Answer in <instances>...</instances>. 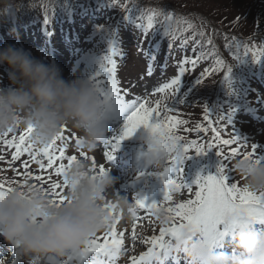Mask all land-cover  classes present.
I'll use <instances>...</instances> for the list:
<instances>
[{"label":"clouds","instance_id":"obj_1","mask_svg":"<svg viewBox=\"0 0 264 264\" xmlns=\"http://www.w3.org/2000/svg\"><path fill=\"white\" fill-rule=\"evenodd\" d=\"M163 0L156 7L163 11ZM25 3L29 10H37L36 0H0V22L15 16ZM47 7V0H40ZM17 34L16 29L11 30ZM0 66H6L9 83L0 82V134L9 129H24L31 125V139L37 146H45L57 138L64 127H71L79 137V147L95 151L102 146L109 133V106L98 94L89 75H74L66 79L55 62L34 57L29 50L14 45L0 47ZM145 145L141 154L143 166L156 173L168 161L182 157L181 147L168 134L154 135L146 129L139 137ZM243 185L254 192H264V162L255 157L237 158L234 162ZM91 170L86 159H77L66 173L67 200L53 202L50 189L20 188L0 196V237L9 245L18 246L24 255L62 258L68 252L81 249L95 234L106 231L119 219L132 223L136 214L134 199L117 195V178ZM136 196H144L142 192ZM173 198L179 197L172 189ZM111 197L114 213L106 208ZM159 224L168 225L170 215L163 208L154 212ZM224 251L219 242L209 246L202 236L188 228L180 229L165 239L163 246L149 258L156 264H166L169 257L182 256L187 264H264V224H258L243 212L236 214ZM114 257L123 253L113 250ZM119 260L117 264H119Z\"/></svg>","mask_w":264,"mask_h":264},{"label":"snow or ice","instance_id":"obj_2","mask_svg":"<svg viewBox=\"0 0 264 264\" xmlns=\"http://www.w3.org/2000/svg\"><path fill=\"white\" fill-rule=\"evenodd\" d=\"M112 6H117L121 9L122 15L118 27H112L108 31L107 38V52L101 57L96 69L89 75V79L96 87L98 94L104 99L109 106L110 111H122L124 115L122 125L115 130L112 136L107 138L104 142L103 156L107 162L115 158L121 143L132 137L141 127L151 130L154 135L167 133L169 138L176 141L181 147L183 156L171 158L167 166L157 174L160 176L165 185L163 199L159 202H149L146 196H136L133 199L136 209H140L141 213L135 214L131 226V239L135 244L138 240L136 229L139 222L155 217L154 212L163 208L170 215V223L168 225L160 224L159 235H153L144 243L150 244L147 251L137 256L130 258V264H146L151 254L163 246V242L169 235H174L180 229L188 228L199 233L204 242L209 246L217 244L220 240L226 237L234 224V217L236 214L243 212L249 219L258 223L264 224V192H254L248 189L243 183L235 179V168L230 166L229 162L237 156L242 158L255 157L257 162H264V153L261 152L260 146L251 144V151L241 152V148L249 147L238 136L232 135L228 139L222 138V131L213 126L211 119V112L209 107L204 106V120L207 122V127L197 125L195 131L199 136L204 133L211 132L213 135L211 139H204L201 142L199 139L187 141L185 137L177 134L183 125L188 123L187 120L178 118V116L169 115L175 111V105L184 104L187 102L191 89L181 92L183 83L181 77L184 75L186 69L185 64L191 63L195 67L198 60L204 58V53L201 52L195 59L185 57L181 61L180 75L172 79L169 83H165L160 87L155 88L152 93H166L167 90L171 92L172 99L169 103H161L156 101L151 106L145 99L137 97L132 100L126 99L127 92L120 87V81L117 79V62L114 57H123L124 53L119 48L120 37L118 35L120 27H134L140 30L145 36L151 31L155 36L161 35L163 38L169 39V53L172 49V42L178 38L177 33H183L186 30H192V35L181 40L182 47H186L189 41L194 45L203 48V38L205 32L194 25L187 19H180L174 16V13L167 9V6L162 3L163 11L155 7H144L137 3V0H126L125 3H120L119 0H109ZM47 22V19H45ZM182 25H187L184 29ZM201 38V39H198ZM233 45L237 50L241 47L244 49V57L251 52L254 62H259V57H264V48L250 49L248 45H243L237 42L236 38H232ZM207 44L212 45L213 40L209 36ZM233 45H228L231 50ZM149 58V71L152 74V62L156 60L154 53H146ZM236 59L242 62L239 51H237ZM216 67L211 71H220L226 69L224 80L228 82L229 87L231 81L228 76L232 71L230 66L224 64L221 59L215 61ZM211 71L205 69L200 76L194 79L195 85H201L204 78L211 74ZM167 97H165L166 99ZM220 121L231 123V110L227 116L218 114ZM33 127L29 125L24 128L18 135L10 134L14 131L9 129L7 132L0 134V144L6 149H11V159L7 163L20 162L23 171L12 168L18 177L22 179L9 181L0 179V196L13 189V185L20 188L31 187L50 189V194L53 197V202L56 204H63L68 198L66 190L68 183L66 173L71 167L72 163L78 158L76 155H67L68 140H73L79 147L80 141L76 133H69L67 127L61 130L60 135L51 143L45 146H37L32 142L31 134ZM185 132L192 131V129L184 128ZM67 133V135H66ZM59 142V144H58ZM221 146H231L227 153L224 152ZM190 150H194L196 154H206L209 150H215L217 156L220 158V164L217 168L216 174L198 175L191 183L184 180L183 169H176L177 161H182L186 157H190ZM27 155L28 159H23ZM79 155L85 159L91 160V170L100 175H105L108 169L104 164L97 165L95 158L88 157L83 151H79ZM0 161H5V156L0 154ZM66 162V163H65ZM38 166V169L43 174H33L32 167ZM98 168V171H97ZM175 171V176L169 174ZM62 177L63 182L53 179V176ZM29 180H34L37 183H29ZM47 185V187H45ZM195 186V190L193 188ZM172 189L177 193L187 190L193 198L185 199L181 202H174ZM119 195V194H117ZM107 200L106 208L111 209L110 214L114 213L113 201L104 197ZM157 221V218L155 217ZM119 219L115 220L112 225L102 234H95L90 239L84 242L81 249L75 252H68L65 254V259H58L51 256H44L42 259L46 264H117L121 260L120 257L112 255L113 250H118L127 254L128 249L125 246V232L118 231ZM100 233V232H99ZM16 259H9L6 256L0 257V264H21V255L18 246L15 248V253L12 254ZM41 259L39 256L29 258V264H36V260Z\"/></svg>","mask_w":264,"mask_h":264},{"label":"rangeland","instance_id":"obj_3","mask_svg":"<svg viewBox=\"0 0 264 264\" xmlns=\"http://www.w3.org/2000/svg\"><path fill=\"white\" fill-rule=\"evenodd\" d=\"M187 1L191 2L193 6H189L184 3L187 10H185L186 14L185 11L184 13L181 12L183 13L182 15L185 14L182 19L191 21L200 29V26L203 23L200 19L195 17V13L203 12V18H207V20H209L206 21L208 26H205L208 30H205L217 39L216 43L219 46V48H217V53L219 55L213 59L211 58L210 61L202 60V64H199V66L196 67L194 73H197L198 69L204 71L205 69H208L211 71V69L216 67L215 61L217 59H221L225 65L232 68V71L228 76V80L232 82L230 87L228 82L224 80L226 69L211 71L213 73L215 72L216 77L218 76L219 78L216 79L217 85L215 88H206V91L211 93L210 103H215V101H217L218 96L216 93H220V97L221 93H223L220 107L224 110L223 113L225 114L222 115L227 116L231 110L230 124L226 121H220L217 113L214 115L217 117H213L211 114L214 127H217L222 131V137H231L234 134L245 143H248L249 147L241 149L249 150L251 149L250 145L253 143L259 145L261 152H264V57H259L260 61L258 63L254 62L251 52H249L247 57H244L243 47L237 50L232 41V38L235 37L237 42H241L243 45H248L250 49L264 48V29L257 28L260 21L264 18V15L258 16L260 15V12L258 10H254L255 7H253L252 14H248V17L245 18V14H243L245 13V9L242 7L244 6V3H242V0H222L219 3H214L215 0ZM179 2L182 1L177 0L176 3ZM96 4V0H90L88 4L84 6L81 5V8L78 10L81 15L79 18L78 12L76 13L79 22L77 23L78 30L75 35L69 31V29H72V26L74 25L70 22L67 26L62 28L63 31L59 28L53 29L52 34H49V36L45 34V31H41L37 34L34 33L35 31L33 33L28 32L23 34V36H21V38L17 41H14L12 38L11 42H0V47L11 44L16 47H22L29 50L34 57L43 59L45 62H55L61 67L62 74L66 79H70L74 75L79 74L90 75L96 69L101 57L106 54L105 52H98V54H94L97 44V36L95 34L96 23H98L99 20H106V17L111 16L112 14L111 10H98L95 6ZM209 10H211L212 16L214 15L215 18L210 17L209 19V16L211 15H207L205 12ZM67 14L72 15L74 12ZM218 17L221 19L220 21L218 20ZM222 21H225L228 25L231 23L234 25L238 22L240 29L233 27V30H225V26L222 24ZM182 27L187 29V25H182ZM235 31H238L239 34L235 33ZM184 33L192 35V30H186ZM118 35L120 37L119 48L123 51L124 56H117L114 58L117 62V79L120 81V87L127 92L125 98L132 100L140 97L147 100L150 106L156 101H161L162 105L163 103H169L172 99L171 92L173 90H167L166 93H156L155 95L152 93L155 88L160 87L165 83H169L172 79L180 75L181 61H183L185 57L179 55L180 52L176 55L175 49H171L168 56L169 59H167L166 62L163 61L162 57L156 56L157 60L152 62V74L149 75V58L146 53H154L155 55L156 53L162 54L169 49L168 44L165 41H159V36H153L152 38L149 33L145 36L140 30L131 26L127 28L123 26L120 27ZM204 41L207 44L206 36L204 37ZM207 45L210 46L209 44ZM228 45H233L231 50ZM191 46L193 48L191 50V55L194 56L196 54V49L194 45H190V47ZM180 47V50L182 51V45ZM105 51L107 52V50ZM237 51H239L241 58L244 59L242 62H238L236 59ZM184 67L186 71L182 78L183 85H185L186 79L193 70L190 63L185 64ZM191 79L188 78V85L191 84ZM214 79L215 77L213 76L212 80ZM0 82L4 85L9 83L7 79L6 66H0ZM209 82L211 83L212 81ZM205 85L207 86L208 83H205ZM201 88L200 93L203 95L205 89L204 87ZM234 89H236L237 93L236 100L231 103L226 102V98H229V95H227L228 92ZM214 91L215 93L212 95V92ZM165 97L167 98L165 99ZM211 100L214 102H211ZM124 115L125 114L119 110L109 112L108 116H113L114 120H118L120 123L119 126L113 130V133L122 125ZM169 115L174 114L169 113ZM120 118L121 121H119ZM184 128H187V126L183 125L177 134L186 138L187 132L184 131ZM67 129L69 133H76L71 127H67ZM22 131L23 129L17 128L12 134H10L9 138H11L12 135H16L18 137ZM145 131L146 129L141 127L132 137L124 140L120 145V152H117L115 156H119L125 151L133 152V155H130V157L136 158L134 169L129 171L123 178L127 179L130 177L132 172L137 168L144 171V175L140 174L138 179L140 181H142L144 177L146 179H151L145 187L144 195L149 199V202H159L163 199L165 185L160 176L153 169L145 168L143 166L141 154L145 150V145L140 141L139 137ZM208 136H211L210 131L208 132ZM66 143L68 145L66 150L67 155H73L74 153L79 155V151H85V153H87L86 150H78L73 140H68ZM0 148H2V151H11V149L4 148L3 145H1ZM100 148L101 147H99V150L89 151L88 157L94 158L93 155H95L98 158L101 156V158L99 157V159H102L101 161L96 159L97 165H109L103 156L104 150ZM217 157V155L214 157V166L217 164ZM77 158L85 159L80 155ZM24 159H28L27 155ZM206 161L207 158L205 155H198L196 159L193 160L190 154V157H186L182 161H177L176 169H183L184 180L191 184L198 175L216 174L217 171L213 168V163L208 168L200 169V173L198 175L196 174L197 165L199 163H205ZM33 167L38 168V166ZM17 169H22L21 163L18 164ZM110 175L118 177V173H115L114 170L112 174L110 172ZM169 175L174 177L175 171ZM53 179L58 180L60 183L63 182L62 177H56L54 175ZM240 182L243 183L242 180H240ZM120 184L121 183H116L114 185L115 190ZM194 190L195 186L193 188V191ZM177 195L179 197L178 202L188 198H193L187 190L177 193ZM108 199L111 200V197H108ZM174 202L177 201L174 199ZM121 224V228H128V224L124 223L123 220ZM131 226L132 223H129V229H131ZM159 227L160 224L155 220V217H152L151 220L145 219L139 222L136 230L137 234L140 235L138 241L140 242L145 240L147 237L158 235ZM227 237L228 236H226L222 241H224ZM131 246L136 248L137 244L131 243Z\"/></svg>","mask_w":264,"mask_h":264},{"label":"trees","instance_id":"obj_4","mask_svg":"<svg viewBox=\"0 0 264 264\" xmlns=\"http://www.w3.org/2000/svg\"><path fill=\"white\" fill-rule=\"evenodd\" d=\"M78 1V2H75ZM97 4L99 6V8L106 10H111L112 14L110 17H108L107 20H103V21H99V23L96 25V30H95V34L97 36V48H96V52H100L102 51L103 48H105L106 46H108L107 44V38H108V31L110 30V28L112 27H118L119 23H120V19L122 17V15H124L125 13H122L121 9L117 6H112L109 3V0H96ZM140 1V2H139ZM182 2L176 3L177 0H163V4L167 6V9L171 12L174 13V16L176 18H180L182 19L183 16L186 14V7L184 5L187 4L189 6H193V4L187 0H180ZM222 0H215L214 3H219ZM239 1V0H237ZM90 0H47V7L44 6H40V0H36V4H37V10H29L27 7V4L25 3V6L18 12H16L15 16L12 18H9V20H7L6 22H0V42H7L8 40H10L13 36L15 35H19V30H21V28L25 29V32H28L29 30H35V27H39L42 23L46 24L47 27L49 26H55L56 28H58L57 26H59V28H64L63 26H67L70 22H72L73 24V28L69 29L72 32H77V28L78 25L77 23L79 22L76 16V13L78 12V10L81 8L82 4H87L89 3ZM120 3H125L126 0H119ZM137 3H139L140 5L144 6V7H155L156 6V0H137ZM242 3H244L243 9H245V18L248 17V14H252L253 12V7H255L254 10H258L260 12V15L258 16H262L264 15V0H242ZM222 4V3H221ZM185 11V14L182 15ZM70 12H74V14L72 15H68L67 13ZM183 12V13H181ZM208 14H210V17H214V15L212 16L211 10L209 11H205ZM195 17L197 19H200L201 22L203 24L202 25V30L205 32V36L208 38L209 36L211 38H213V43L212 45L208 46L203 38V48L194 45L191 41H189L188 45L191 43V45L195 46L196 49V54L192 59H195L197 56H199L201 54V52L204 53V58L198 60L197 67L199 66V64L201 65V61L202 60H206V61H210V59L218 56L219 54L217 53L218 50L217 48H219V46L217 45V39L207 33L206 30H208L205 26H208L206 24L207 18H203L204 14L203 12H199V13H195ZM255 15V14H254ZM253 15V16H254ZM80 12H78V18L80 17ZM45 19H47V22L45 21ZM218 20L220 21L221 19L218 17ZM216 21V19H215ZM194 24V23H193ZM222 24L225 26V30L229 29V30H233V27H236L237 29H240L238 22L235 23L234 25L231 23L228 25V23L226 24L225 21H222ZM38 25V26H37ZM184 26V25H183ZM205 27V28H204ZM15 28L16 29V33L17 34H12L11 30ZM201 28V26H200ZM257 28H263L264 29V18L260 21V23L258 24ZM197 29H199V27L197 26ZM206 29V30H205ZM150 33H152L150 31ZM235 33L239 34L238 31H235ZM159 35V34H156ZM178 38L175 40L177 43H181V40L185 39L186 36L188 37L187 33H177ZM191 36V35H189ZM198 39H201L198 37ZM264 42V41H263ZM193 48L190 47L188 49V52H191ZM204 72V70H200L198 69L197 73H194V71L189 75V79H191L190 81V85L187 84L188 82V78L185 81V85H183V88L181 89V92H185L188 89H191L188 97L186 98L187 102L184 104H177L175 105V111L172 112L171 114H174L176 116H178V118L183 119V120H187L188 123L185 125L187 126V128L192 129V131L187 132V136H186V140L187 141H191V140H197L199 139L201 142H204V139H211L212 137V133L211 136H208V132L204 133L203 136H199L197 135L195 128L196 126L202 125L204 127H207V122L203 119L204 115H205V111H204V106L205 104L209 107L210 112L212 113L213 117H217L214 116L216 113L217 114H225L223 113V109L220 107L221 104V100L223 98V93H221V97H220V93H216L217 97V101H215V103H210V99H211V93L206 91V88H215L217 85V81L216 79L219 78L218 76L216 77L215 72H211L210 75H207L204 80L203 83L201 85H195L194 83V79L198 76H200V74ZM197 74V75H196ZM196 75V76H194ZM213 76L215 77L214 80ZM209 81H212L211 83ZM234 81V80H233ZM205 83H208V85L206 86ZM232 83V82H231ZM201 87H204L205 92L200 93V90L202 89ZM215 93L212 92V95ZM229 98H226V102L231 103L234 102L237 98V93H236V89L231 90L228 92ZM172 98V96H171ZM211 102H214L213 100H211ZM213 126H214V122H213ZM222 138L224 139H228L230 137H225L223 136ZM231 146H222L223 150L225 153H227L229 151ZM249 150H241V152H247L250 151ZM264 153V152H262ZM0 154H3L2 151H0ZM191 154L193 155V158L196 159V157L198 155L202 154H196L195 151L193 150L191 152ZM216 155V151L215 150H210L206 153L207 156H210V158H213V155ZM204 155V154H203ZM237 158H242L241 156H237L235 157L233 160H231L229 162L230 166L234 165L235 159ZM8 164H4V162L0 161V172H5V173H9L10 170H7ZM219 166V165H218ZM218 166H216V168H218ZM237 178V179H236ZM240 178V179H238ZM235 179L237 181L242 180V178L237 174V172L235 171Z\"/></svg>","mask_w":264,"mask_h":264},{"label":"bare ground","instance_id":"obj_5","mask_svg":"<svg viewBox=\"0 0 264 264\" xmlns=\"http://www.w3.org/2000/svg\"><path fill=\"white\" fill-rule=\"evenodd\" d=\"M124 166H125V165H121L120 167L116 168L115 170H116V171H120V170L122 169V167H124ZM138 189H139V190L142 189V186H141V185H138ZM138 210L140 211V209H138ZM144 244H145V245H149V244L143 242V245H144Z\"/></svg>","mask_w":264,"mask_h":264}]
</instances>
